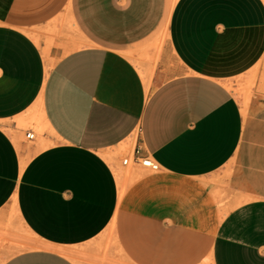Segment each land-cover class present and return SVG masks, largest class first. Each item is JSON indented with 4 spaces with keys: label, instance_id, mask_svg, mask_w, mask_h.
I'll use <instances>...</instances> for the list:
<instances>
[{
    "label": "crops",
    "instance_id": "obj_1",
    "mask_svg": "<svg viewBox=\"0 0 264 264\" xmlns=\"http://www.w3.org/2000/svg\"><path fill=\"white\" fill-rule=\"evenodd\" d=\"M136 149L159 169L129 181ZM108 239L126 264H264V0H0V264Z\"/></svg>",
    "mask_w": 264,
    "mask_h": 264
},
{
    "label": "rangeland",
    "instance_id": "obj_2",
    "mask_svg": "<svg viewBox=\"0 0 264 264\" xmlns=\"http://www.w3.org/2000/svg\"><path fill=\"white\" fill-rule=\"evenodd\" d=\"M67 23V26L70 24V22L67 21H63L62 22V26H61V30L60 31H53V30H49V29H44L43 32L49 36H51V38L47 39L46 42V46L50 47L53 44H55L53 42L52 37L54 36H63V24ZM68 29L72 32V34L76 33L77 28H70L68 26ZM166 38V36L164 35V33L159 32V30H157V32L155 33V35L147 42V44L143 47L142 51L139 53L138 58L134 61L135 65L138 67L139 65L143 66V62L145 61H150L152 60V58L154 59V56L151 58V56H149L148 51L149 50H155L158 51L160 45L162 44L163 40ZM57 46H59L61 49H63V51H67L68 49H70V47L65 46L63 44H57ZM63 52V53H64ZM252 86V83L249 82L245 85L244 90L246 92H248V90L250 89V87ZM32 111H28L25 115H23L22 117L26 118L25 122L23 123H19V118H14L13 121L16 124V133L19 136V139L21 140V142H23L25 145L27 146H31L34 145L35 146V150H37V148H39L38 146V142L40 140L41 137H43V134L45 133V131H40L39 127L37 126V123L33 120L30 119L29 116L31 115ZM27 128H32L34 133H35V138L32 141H27L24 137V130ZM123 153L126 152V149L120 150L117 153H115V157L119 154V153ZM109 161V160H108ZM116 163H118L119 165V161H116ZM121 164V162H120ZM125 171L127 173V180H132L133 178L137 177L138 175L147 172L148 170L145 168H142L140 166H136L133 164H129L128 166H125ZM112 247V240L108 239V241L106 242L105 245H98L96 248L97 253L94 255H86L83 254L81 255V257H83L84 259H88L91 263L93 264H126L125 262H123L122 260H117V261H113L111 258V254H110V248Z\"/></svg>",
    "mask_w": 264,
    "mask_h": 264
},
{
    "label": "built area",
    "instance_id": "obj_3",
    "mask_svg": "<svg viewBox=\"0 0 264 264\" xmlns=\"http://www.w3.org/2000/svg\"><path fill=\"white\" fill-rule=\"evenodd\" d=\"M24 137L27 141L34 140L35 133L33 129L32 128L25 129ZM120 162L123 166H128L129 164H133L150 171H157L159 169V165L150 156L140 155L137 149L133 153H128L122 156Z\"/></svg>",
    "mask_w": 264,
    "mask_h": 264
},
{
    "label": "bare ground",
    "instance_id": "obj_4",
    "mask_svg": "<svg viewBox=\"0 0 264 264\" xmlns=\"http://www.w3.org/2000/svg\"><path fill=\"white\" fill-rule=\"evenodd\" d=\"M15 140V139H14ZM19 141V140H18ZM15 142H16V140H15ZM19 143V142H18ZM17 144V143H16ZM20 146V144H17V146ZM105 158H107V160H109L110 162H112L111 161V158H110V156L109 155H105ZM115 171H116V174H117V177L119 178L120 177V175H119V171H118V169H116L115 168ZM123 189H124V186L123 185H121V193L123 192Z\"/></svg>",
    "mask_w": 264,
    "mask_h": 264
}]
</instances>
